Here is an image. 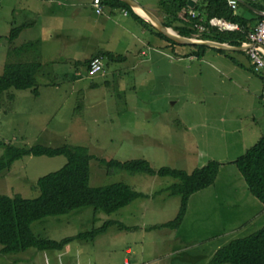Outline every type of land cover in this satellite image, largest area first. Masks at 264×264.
Here are the masks:
<instances>
[{
    "label": "rangeland",
    "instance_id": "rangeland-1",
    "mask_svg": "<svg viewBox=\"0 0 264 264\" xmlns=\"http://www.w3.org/2000/svg\"><path fill=\"white\" fill-rule=\"evenodd\" d=\"M76 1L81 5L75 18L55 20L62 32L70 30L78 38L68 55L82 61L92 45L98 47L102 35V48L110 36L108 49L126 59H106L107 75L103 76V70L91 76L84 66L77 70L73 62L60 59L61 54L51 57L49 62L46 55L43 60L40 58L43 68L38 76L39 95L11 89L0 99V142L17 147H86L94 157L90 162L91 187L122 182L147 198L136 199L112 214L86 208L33 223L31 230L35 235L60 241L98 228L106 221L116 222L93 243L75 240L62 251L29 249L0 257V264H209L217 250L264 227V206L248 192L242 176L230 163L263 136H244L238 124L229 126L203 108L198 100L206 79L198 74L199 62H194L189 70L187 89L177 86L166 75L164 65L156 70L147 61V42L153 40L150 33L130 17L123 18L116 12L113 17L125 26L124 32H119L122 39L117 41L116 30L106 26L103 32L101 25H96L103 17L91 20L93 0ZM135 1L145 7L159 5L158 0ZM22 5L24 0H0V74L12 47L56 34L45 27L50 20L44 5H50V0L32 2V8L37 10L33 15L24 13ZM27 21L32 26L10 44L7 36L12 25ZM51 39L52 43L64 41L63 37ZM135 62L140 69H132ZM8 94L14 96L11 102ZM234 99L235 104H241L240 95ZM240 108L239 105L234 113L237 119ZM262 125L264 129V122ZM3 153L0 147V157ZM101 159H143L155 170L170 167L187 173L210 161L221 166L214 185L189 198L185 219L178 230H150L149 227L176 217L181 199L165 191L175 181L140 173H108ZM65 164L62 156L23 157L0 175V194L35 198L39 194L35 189L37 180Z\"/></svg>",
    "mask_w": 264,
    "mask_h": 264
},
{
    "label": "trees",
    "instance_id": "trees-1",
    "mask_svg": "<svg viewBox=\"0 0 264 264\" xmlns=\"http://www.w3.org/2000/svg\"><path fill=\"white\" fill-rule=\"evenodd\" d=\"M99 1L102 6L101 14L104 9L111 13L123 11L122 13H126L140 27L165 41L169 47L174 48L178 45L160 33L149 22L136 15L127 3L121 0ZM158 1L163 25L183 38H192L198 33L197 26L201 25L205 29L200 34L202 40L216 41L221 44L229 43L231 46L241 47L243 43L247 42L250 27L255 22L245 19L241 13L236 12L230 6V2L234 1L237 9L241 8L242 11L250 12L249 7H255L250 4V0H197L192 9L188 7L189 0ZM258 1H262L264 4V0ZM92 7L95 12L93 2ZM191 12L195 13V17L191 16ZM180 14H182L181 17ZM211 19L240 24L241 31L236 33L220 32L209 24ZM261 19L262 16L256 17L257 22L254 27ZM31 26L28 21L12 25L7 36L8 42L12 44L24 29ZM39 46L40 41H29L20 47H12L8 51L7 60L0 74V99L11 89L30 90L34 96L39 95L38 76L43 68L39 57ZM189 47L195 50L192 55L197 59H200L207 49L202 45H190ZM217 51L221 52V50ZM94 58H101L103 62L106 59L110 62L125 59L122 55L104 51L77 65L84 66L87 72L88 65ZM77 65H75L76 68H78ZM103 70L105 71L104 63ZM254 73L261 76L262 72L254 71ZM262 78H264L263 75ZM13 98V94L7 95L10 102ZM0 147L4 149V153L0 157V175L9 171L14 162L26 156H62L66 159V164L61 169L37 180L35 187L39 192L37 197L27 199L18 194L11 197L0 194V257L23 253L29 249L39 252L62 251L64 247L75 240L93 243L116 222L106 221L98 228L93 227L91 230L79 232L76 236L60 241L35 235L31 230V225L49 217L68 215L86 208H92L94 212L101 211L105 214H112L136 199L147 198V195L136 192L122 182L91 187L90 162L94 157L86 147L70 145L54 148L42 145L17 147L4 142H0ZM100 162L108 169V173L115 171L129 174L140 173L171 178L175 181L165 191L170 196H179L181 199L176 217L168 223L151 226L150 230H178L185 219L189 198L195 193L213 186L221 166L218 162L210 161L204 167L187 173L170 167L155 170L143 159L126 162L101 159ZM230 163L235 165L242 176L248 192L264 206V136L244 155ZM121 228L128 229L124 226ZM209 264H264V227L248 237L233 240L217 250Z\"/></svg>",
    "mask_w": 264,
    "mask_h": 264
},
{
    "label": "crops",
    "instance_id": "crops-1",
    "mask_svg": "<svg viewBox=\"0 0 264 264\" xmlns=\"http://www.w3.org/2000/svg\"><path fill=\"white\" fill-rule=\"evenodd\" d=\"M34 1L35 0H24V5L21 6V10L24 13H29V14L32 13V15L33 13L37 14V10H34L31 6V3ZM133 1L136 4H138L140 9L142 8L148 11L160 22H162V15L159 6L145 7L140 3H138L137 1L135 0ZM193 1L196 2L197 0H193ZM250 4L255 6V7H251V6L249 7L250 12L242 11L241 8L240 9L238 8L236 12L241 13L243 17L247 20L255 21L254 24L250 27L252 30V28L257 22L256 17L262 16V13H264V4L262 3V1L260 2L258 0H250ZM79 5L81 4L76 0H50V5H44L46 12L45 15L46 16L48 15L50 20L47 22V25L45 27L48 29L49 32L54 31L56 32V34L53 36L52 34L47 35L48 36L47 38L40 37L39 41L41 48L40 51L41 60H43L46 55L49 57V58L46 57V60L49 62V59L51 57L56 58L55 55L61 54L60 59H64L66 62L69 63L73 62L75 66L92 58V56H94L99 52L105 51V52L114 53L113 51H110V49H108L109 48L108 42L111 41V37L107 36L106 43L102 48V42L104 41V37H102L101 35L99 37L100 42L98 47L97 46L94 47L92 45L90 52H88L85 58H82V61L77 60L74 55L71 54L68 55L69 54L68 51L70 52L71 50V44L77 41L78 38L71 35L73 33L70 30L62 32L63 28L59 27V25L55 22V20L75 18L77 16ZM90 6H92V1L90 2ZM135 8L134 9L131 8L133 12L136 15H138L140 18H142L144 21L149 22L151 24L150 20L140 16L135 11ZM32 10L33 12H31ZM91 11H92V15L94 16V17H90L91 20H96L97 17L104 18V20L96 23V25L97 24L101 25L103 32L105 30V27L109 26V28H112L111 30L113 31L116 30L117 36L115 38L117 39V41L122 39V36L120 35L119 32L120 31L124 32L125 26L118 20V18H115L113 16L116 14V12H120L119 14H121L123 18H128V15L122 13L123 11H114L111 13L106 9H104L103 14L99 15L93 11V7ZM181 16L182 14H180V17ZM71 24L72 22H69V26H71ZM231 24L237 26V28L230 30L228 29L221 30L218 29L217 27L215 28H217L220 32L236 33L241 31L240 24L237 23H231ZM143 30L146 31L147 33H150L145 29ZM25 32L26 31L23 30L20 35H22ZM202 32L203 31L198 29V33L192 36V38L190 39L196 41H205L202 40L200 37V34ZM150 36L153 37V40H151V42H147V46H148L147 50L150 52L147 61L150 63L151 66H153L157 70L160 65H164L165 73L166 75H168L170 81L175 82L177 86L182 85L183 88L187 89V87L189 86V70L191 69V66L193 65L194 62L196 61L199 62L198 74H200V77L204 76V78L206 79L205 84L203 85L205 90L201 91L203 94H200L201 96L200 99L198 100L199 103L203 104V108L210 110L211 116L216 115L218 118H220L221 121L225 122L226 124H229V126L233 123L238 124L241 127V130L245 133L244 136H249V135L264 136V129L262 127L263 126L262 123L264 122V104L260 103V100L261 101L264 100V78H262V75L264 76V73L263 74L261 73V76L256 75L254 73L250 60L245 51L243 50L241 51L238 49L239 47L231 46L229 43H223V45L229 47L228 50H222L215 47H208L202 45L207 47V49L205 50L204 55L200 59H197L194 55H192V52H194L195 50L189 47L190 45L177 43L178 44L177 46L171 48L168 46V44L165 41L161 40L156 35L150 33ZM52 37H58V38L63 37L64 39L63 44H60V42L52 43L51 41ZM209 42L221 44L216 41H209ZM89 44L92 43L89 42ZM216 49L221 50V52L217 51ZM77 66L79 67L80 65ZM132 69L138 70L140 69V65L136 66V62H135L132 65ZM77 70H79V68ZM104 72L105 73L103 76H106L107 72L106 71ZM76 75L81 76V74L78 72H76ZM210 86H213V89H209ZM235 95H240L242 99L241 104L240 103L235 104V102H237L234 99ZM213 100L215 103L209 102ZM239 105L241 107L240 108L241 113L239 115V118L237 119V115L234 116V113L237 108L239 109ZM128 251L129 249L127 250V252Z\"/></svg>",
    "mask_w": 264,
    "mask_h": 264
},
{
    "label": "built area",
    "instance_id": "built-area-1",
    "mask_svg": "<svg viewBox=\"0 0 264 264\" xmlns=\"http://www.w3.org/2000/svg\"><path fill=\"white\" fill-rule=\"evenodd\" d=\"M93 6L97 14L102 13V6L99 0H93ZM230 6L232 9L237 10V5L234 1L230 2ZM191 16L195 17V13L191 12ZM209 24L221 30L237 28V26L219 19H211ZM197 28L204 31L203 26L199 25ZM242 47L245 48L244 51L250 60L253 70L264 73V13H262V19L249 32L248 40L242 44ZM102 71L103 63L101 58L92 59L88 65L87 74L93 76L102 73Z\"/></svg>",
    "mask_w": 264,
    "mask_h": 264
},
{
    "label": "water",
    "instance_id": "water-1",
    "mask_svg": "<svg viewBox=\"0 0 264 264\" xmlns=\"http://www.w3.org/2000/svg\"><path fill=\"white\" fill-rule=\"evenodd\" d=\"M125 3H127L132 9H134L135 7H138V4H136L133 0H121ZM194 1L193 0H189L188 1V7H190L191 9L194 6ZM142 9V8H141ZM142 11L148 16L151 24L160 32L162 33L164 36H166L167 38L171 39L172 41L178 43V44H184V45H205L208 47H215L218 49H222V50H228L229 47L223 45V44H217L214 42H209V41H196V40H192L189 38H183L180 37L179 35H177L176 33H174L172 30H170L169 28H166L162 22H160L157 18H155L151 13H149L148 11L142 9ZM239 50H245L244 47H239Z\"/></svg>",
    "mask_w": 264,
    "mask_h": 264
},
{
    "label": "bare ground",
    "instance_id": "bare-ground-1",
    "mask_svg": "<svg viewBox=\"0 0 264 264\" xmlns=\"http://www.w3.org/2000/svg\"><path fill=\"white\" fill-rule=\"evenodd\" d=\"M135 11L140 15V16H142L143 18H145V19H148L149 20V18H148V16L140 9V8H135ZM152 48V47H151Z\"/></svg>",
    "mask_w": 264,
    "mask_h": 264
}]
</instances>
